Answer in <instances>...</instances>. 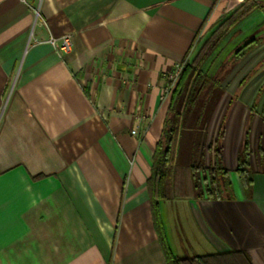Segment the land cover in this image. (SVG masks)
I'll list each match as a JSON object with an SVG mask.
<instances>
[{
    "label": "crops",
    "instance_id": "1",
    "mask_svg": "<svg viewBox=\"0 0 264 264\" xmlns=\"http://www.w3.org/2000/svg\"><path fill=\"white\" fill-rule=\"evenodd\" d=\"M244 1L0 0V264H168L147 186L166 73ZM261 22L250 39L262 41L226 76L207 132L211 142L226 104L232 198L159 201L175 257L238 251L264 264ZM65 33L72 48L60 54L48 39ZM245 140L248 196L236 172Z\"/></svg>",
    "mask_w": 264,
    "mask_h": 264
},
{
    "label": "trees",
    "instance_id": "2",
    "mask_svg": "<svg viewBox=\"0 0 264 264\" xmlns=\"http://www.w3.org/2000/svg\"><path fill=\"white\" fill-rule=\"evenodd\" d=\"M254 7L255 1L245 0L206 37L197 41V50L181 64L178 79L169 94L163 128L155 145L151 173L147 179L155 229L168 264H249L246 255L238 251L192 257L173 256L164 240L159 201L168 195L214 199L233 196L227 170L222 164L223 121L211 142L207 141V132L215 108L225 93L223 81L231 68L262 39H249L234 51L230 59L220 61L214 71H208V66L225 36ZM246 78L240 81L239 88ZM207 150L213 152V162L209 165L204 163ZM236 172L245 195H250L253 174L249 168L246 140L237 157Z\"/></svg>",
    "mask_w": 264,
    "mask_h": 264
},
{
    "label": "rangeland",
    "instance_id": "3",
    "mask_svg": "<svg viewBox=\"0 0 264 264\" xmlns=\"http://www.w3.org/2000/svg\"><path fill=\"white\" fill-rule=\"evenodd\" d=\"M260 6L261 7L257 6V4H256V7H254L248 14H246L245 17H243L237 23V25H235L229 31V33L225 36L224 40L221 42V44L218 46V48L212 54L214 57L212 56L213 58H212L211 62L209 63L208 71L209 70L211 72L214 71V69L217 67V65L220 63V61H222L223 59L226 60L228 58V56H227L228 54L229 55H230V53L233 54L234 51L236 50V48L241 47L245 42H247L251 37L254 36L251 33L255 32V28L257 26L262 25L261 20L264 23V13H262V11H261L264 9V2H262L260 4ZM262 6H263V9H262ZM239 41H240V43L238 44V46H234L235 45L234 43H237ZM220 106L221 107L223 106V102L221 103ZM226 106L227 105L225 104L222 107V110H221L222 113H221L219 121H218V127L220 126L222 121H223V125L225 126V116L228 113V111L226 112ZM224 113H225V116H224ZM222 115L224 116L223 118H222ZM217 130H218V128H217ZM228 145H229V139L226 140V147H228Z\"/></svg>",
    "mask_w": 264,
    "mask_h": 264
},
{
    "label": "built area",
    "instance_id": "4",
    "mask_svg": "<svg viewBox=\"0 0 264 264\" xmlns=\"http://www.w3.org/2000/svg\"><path fill=\"white\" fill-rule=\"evenodd\" d=\"M25 1V0H23ZM48 42L53 46L57 52L60 54L62 53H67L71 50L72 48V37L70 33H65L61 35L60 37H49ZM181 70V65H177L171 72L166 73V85L163 87L162 90V97L165 98L167 97L172 88L174 87L177 79L179 72ZM136 131L135 129L131 130V134H135Z\"/></svg>",
    "mask_w": 264,
    "mask_h": 264
}]
</instances>
